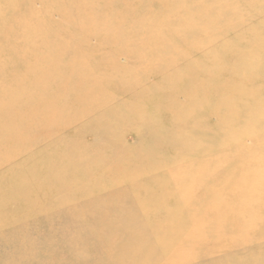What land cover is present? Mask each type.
Wrapping results in <instances>:
<instances>
[{"label":"rangeland","instance_id":"obj_1","mask_svg":"<svg viewBox=\"0 0 264 264\" xmlns=\"http://www.w3.org/2000/svg\"><path fill=\"white\" fill-rule=\"evenodd\" d=\"M19 2L24 19L36 14L31 23L40 22L29 59L42 50L53 63L43 73L24 77L43 78L47 89L40 94L57 96L64 105L76 104L88 91L93 95L79 103L84 109L74 104L61 113L53 108L57 116L51 127H62L54 140L77 137L78 143L53 149L31 141L23 146L37 154L25 161L34 183L25 179V185L10 171L25 157L0 166V264H211V256L219 253L230 255L225 264H264V234L258 233L264 210L245 237L237 234L248 220L234 224L233 212L224 221L217 217L220 209L231 208L232 192L246 187L236 185L239 174H256L254 182L264 187L259 104L264 81L251 84L261 86L253 94L246 83L235 87L238 79L231 73L232 68L249 73L261 59L259 75L264 74V0ZM10 51L12 60L20 58L19 49ZM18 66L16 78L26 70L24 63ZM70 69L77 76L59 81ZM89 75L101 84L88 82ZM14 83L0 86L11 93L18 89ZM222 89L226 98L220 103ZM185 92L195 107H188ZM224 108L231 116L223 124L217 115ZM188 110L200 119L193 129L188 115L180 116ZM187 128L195 147L185 152L188 161L174 165L169 160L180 152L161 144V138L185 134ZM174 171L181 172L176 179L170 175ZM186 171L192 172L190 181H183ZM120 174L132 177L118 181ZM19 175L25 177V171ZM69 177L72 182L65 186L62 180ZM41 178L53 179L44 201L40 195L19 196L21 188H38ZM215 188L228 193L212 197ZM248 206L260 208L264 198ZM258 251L261 255L248 259Z\"/></svg>","mask_w":264,"mask_h":264},{"label":"bare ground","instance_id":"obj_2","mask_svg":"<svg viewBox=\"0 0 264 264\" xmlns=\"http://www.w3.org/2000/svg\"><path fill=\"white\" fill-rule=\"evenodd\" d=\"M71 1H75V0H71ZM135 1L138 2L139 0H135ZM183 1L184 0H176V4L181 5ZM218 1L219 0H216V3ZM19 4L22 5L19 2V0H0V83L2 84L3 82H7L9 85L10 83L15 84L14 82L16 81V84L18 87L17 90L10 93V91L4 90L0 86V89H1L0 91V137L1 138L0 139L2 140V142L0 141V166L9 165L15 162L16 160H20L25 157L23 160H21L22 161L21 164L14 165L13 169H11L10 171L11 173L13 172L15 176H17V177L13 176L15 180L21 179L19 181L26 185L25 179L28 180L27 183H31V184L34 183L36 179H34L32 182L29 180L28 174L31 175V178H34V172L32 171V169L30 172L28 168L27 169L25 168V161L29 162L31 160H35L37 154H32L31 149H25V147H23L25 144L31 141L36 144L38 143L39 146L40 144L45 143L46 145L51 146L52 149L57 148L56 146H59V147L63 146L64 148L65 147L69 148L71 145L78 143L80 140H77V137L69 141L54 140L55 137L59 135L60 133L59 131H61L62 127L61 126L57 128L51 127L52 120H54L55 117L57 116L55 115L56 112H54L53 108H58L59 111L62 113V112H65L67 109L71 108L72 106H74L75 103L70 104V102H68L64 105L61 102L56 101L57 96L41 95L40 94L41 90L44 89L43 91H45L47 89V86H46L47 84L45 85V83L42 82L43 78L24 77L26 74L28 73L32 74L35 71L43 73L44 66L52 65L53 63H51L50 61L47 60V58L44 57L45 55L42 53L43 52L42 50H39L40 55H38L37 59H34V60L29 59L28 52L30 51V48L33 51L36 49L37 43L34 38L38 37L39 35L38 31L35 28V25L40 24V22L37 21L36 24L31 23V21L34 20V17L36 16V14H30L31 18L30 17L28 18L30 20L24 19L19 13V11H21ZM45 13H48V12L46 11ZM205 16L206 14H204L202 18H205ZM79 17H80V21L84 19V16H79ZM6 27L8 28L10 27V28L6 29ZM203 32L205 33V35L208 34L207 31H203ZM57 36L66 37V35H61L59 33L57 34ZM77 48H78L77 46L75 48H72L73 55L77 54V51H78ZM16 49L20 50L19 51L20 58L12 60L13 57H11L10 50H16ZM5 62L9 64H13L16 67L17 71L13 70L12 67H5L7 65ZM22 63H24V65L26 66L25 67L26 70H24L25 74L21 73L20 76L16 78V75L18 73V67H20L18 65ZM36 64L38 65L36 66ZM55 65H58V63L55 62ZM261 66H263L262 60L258 59L256 64L250 70L249 73H247V70H245L244 73H241L239 72V69L232 68L231 70V73L233 74L232 79L234 78L238 79L237 82L234 84V86L235 87L243 86L244 83H246L245 85L248 87L250 86L249 91H251L253 94L260 93L261 86L253 88L251 84L254 83V81L258 79H261L264 81V74L259 75V73H261L260 72ZM32 68H34L35 70H33ZM76 76L77 74L75 75V71L70 69L67 75L60 76L59 81L63 80L64 82H67L68 78L74 79ZM239 78H242V81L239 80ZM87 80L88 82L96 81L98 84H101L100 83L101 81L99 82V78L95 77L94 75L87 76ZM238 82L240 83L239 85H238ZM259 83H262V82H259ZM32 87L33 89H31ZM88 94L91 96L93 95V92L88 91L85 94H82L81 98L78 97L75 101H73V102H76L75 105H78L76 109L85 108V107L79 106L81 105L79 103H82V101H85L86 99H88ZM225 96H226V93L222 89V91H220L219 93L218 101L222 103L224 99L226 98ZM182 98L185 100L188 107H195V103H196L195 100L193 98L189 99V94L187 92H185L184 95L182 94ZM260 100H264V98ZM19 102H20V105H18ZM261 102L264 103V101H259V104H261L260 107L262 111H264V104H262ZM79 111H82V110H79ZM230 111H231L230 109L224 108L221 110L220 116L216 114L220 123H223V124L227 123V121L230 119V116H231ZM188 112L189 113L181 112L180 116L188 115V122L190 121V127L193 129L194 126L200 125L196 122L197 119L198 120L200 119L196 117H192V114H190L189 110ZM210 123H212V121ZM230 125L231 124H229L228 126ZM207 129H210V128H207ZM193 137L194 136L192 132L190 131L189 128H187V130H185V134L169 133L168 135H164L161 138V144L162 143L167 144L171 148L175 147L177 151L180 152V154H177V156L175 157L173 155L169 160L170 162L176 165L177 162L178 163L183 162V161L185 162L190 159V157H187L188 155L185 152H188L189 150L193 149V147H195V144L191 142L193 140ZM14 138L22 139L23 141L21 143H14V141H16V140H13ZM238 140H241V138ZM157 143H160V142H157ZM6 149H10L11 151L8 153H4ZM247 151H248L247 153H250L249 152L250 149H247ZM39 152L43 153L44 151L40 150ZM260 158L262 157H259V158L256 157L255 160L259 161ZM48 161H49L48 164L52 165V159L50 158ZM22 170L25 171L26 178L19 175V173ZM79 171H80V168H79ZM16 172H18V175L16 174ZM27 172L28 174H26ZM186 172L187 174L183 176V181H190L191 178H193L192 172L190 171H186ZM177 174L180 175L181 172L174 171L170 175L172 179L174 178L176 179ZM86 175L91 177L89 173H87ZM120 175H121L120 176L121 180L117 177L118 181H125L126 179H131L132 177L131 174H120ZM255 176L257 177L256 174L250 173L249 171L247 174L241 173L236 177V182H237L236 185L247 183L246 187L244 189H239V190L232 192V194L236 196L231 198V201H232L231 208L224 207L222 210L220 209L219 215L222 214V216H217L221 218V221H224L225 219L224 217H226L227 214H229V212H233L235 213L233 217V221H232L234 224L239 223V222H245L246 220H248L249 223L245 226V228L241 232L237 234V236L239 237H245V235H247L251 231V229H253L252 227H254L255 224H257L255 223V220L260 215V211L264 210V206L260 208H256L255 210H251L250 207L248 206L249 201H255V200L257 201L259 199L264 198V187L261 181L258 180V182L257 181L254 182V180L256 179L253 177ZM42 180L43 178H41V181ZM62 182H66L65 184L66 186L72 181L69 177V178H63ZM186 183H189V182H186ZM52 184H53V179H50V180L45 179V182L43 180L38 186V188L34 187L30 190L25 189V187L21 188L19 192L20 193L19 196L40 195L41 200L44 201L45 198L49 196L50 192L48 191V188ZM63 188L64 186L62 187V190ZM178 190L179 188H177L176 194H178V192L180 191ZM211 192L213 194L212 197L214 195L224 197V195L228 193L225 189H219V188L212 189ZM209 203L207 204L206 208H209L211 210L213 205H211V202ZM32 204L35 205L36 203L32 202ZM1 208L6 209V204L3 205ZM259 226L260 227L258 228V233H262L260 235H263L264 228L261 229L262 225H259ZM156 244L157 246H160V249H161L162 246L159 245L160 242H156ZM258 253L259 254L257 253L250 254L251 256H249L248 259L249 258L253 259L256 256L261 255L260 251H258ZM229 256H226L225 254L222 255L221 253H219L216 256L213 255L211 256L212 258L210 260L211 261L210 263L211 264H225L226 262L229 261L228 260V258H230Z\"/></svg>","mask_w":264,"mask_h":264}]
</instances>
